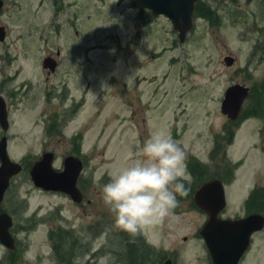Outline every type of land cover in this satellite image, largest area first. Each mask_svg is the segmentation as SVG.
I'll return each mask as SVG.
<instances>
[{
  "label": "rangeland",
  "instance_id": "1",
  "mask_svg": "<svg viewBox=\"0 0 264 264\" xmlns=\"http://www.w3.org/2000/svg\"><path fill=\"white\" fill-rule=\"evenodd\" d=\"M31 2L39 34L45 38L49 33L50 42L40 39L37 55L27 57L19 41L0 44V93L9 94L10 103L7 150L23 166L4 202L23 248L18 264H131L144 258L143 244L154 247L149 253L155 262L170 253L175 264H205L206 246L195 235L204 214L187 195L161 224L133 237L115 230L98 191L111 175L140 158L144 142L158 130L170 134L186 160L195 158L205 167L200 177L188 172L192 190L220 172L224 161L211 154L216 136L226 134L221 128L227 117L220 109L225 89L238 82L254 88V95L264 81V57L253 49L260 40L258 28L264 27V2L231 0L230 23L219 39L191 34L183 43L168 18L150 19L133 0ZM19 24L10 22L13 35ZM57 48L60 65L48 75L42 56ZM15 53L17 59H6ZM225 53L235 57L232 65L223 60ZM253 104L247 98L244 107ZM263 121L250 116L229 124L232 140H220L234 168L226 214H239L245 194L256 184L264 187ZM45 150L55 153L58 168L71 152L85 160L80 184L88 186L94 204L79 207L63 194L34 186L29 170ZM251 246L241 264H264V229ZM96 249L99 255L91 256ZM3 252L0 247V256Z\"/></svg>",
  "mask_w": 264,
  "mask_h": 264
},
{
  "label": "water",
  "instance_id": "2",
  "mask_svg": "<svg viewBox=\"0 0 264 264\" xmlns=\"http://www.w3.org/2000/svg\"><path fill=\"white\" fill-rule=\"evenodd\" d=\"M195 0H134L135 5L149 9L153 15L163 14L168 17L174 29L180 31V37L191 26V13ZM1 4V2H0ZM2 28L0 27V38ZM49 59L45 60L48 65ZM247 95V88L235 84L227 88L221 104V111L230 118H235ZM0 124L4 130L8 128V120L4 101L0 97ZM54 154L45 152L31 167L29 173L34 185L45 190L62 191L69 194L73 200L80 201L81 193L76 185L82 170L81 159L68 155L63 159V169L56 170L52 166ZM22 166L12 161L7 153V140H0V201L9 185L12 176L18 174ZM196 203L210 214L200 234L210 251L213 264H236L248 247L250 234L262 228L264 217L251 214L239 220H219L217 213L225 206L222 184L219 180H211L202 184L195 192ZM12 219L7 213L0 214V241L7 247H14L13 238L9 232ZM225 228V229H224ZM163 264H171L170 260Z\"/></svg>",
  "mask_w": 264,
  "mask_h": 264
},
{
  "label": "clouds",
  "instance_id": "3",
  "mask_svg": "<svg viewBox=\"0 0 264 264\" xmlns=\"http://www.w3.org/2000/svg\"><path fill=\"white\" fill-rule=\"evenodd\" d=\"M185 161L183 148L170 134L154 131L144 142L140 158L111 175L102 187L103 202L116 225L134 237L169 217L178 206L176 194L186 196L190 191L185 182L190 185L192 177Z\"/></svg>",
  "mask_w": 264,
  "mask_h": 264
},
{
  "label": "flooded vegetation",
  "instance_id": "4",
  "mask_svg": "<svg viewBox=\"0 0 264 264\" xmlns=\"http://www.w3.org/2000/svg\"><path fill=\"white\" fill-rule=\"evenodd\" d=\"M260 1L264 2V0H260ZM230 5H231V0H196L195 5H194L193 15H192L193 26H192L191 30L186 34V38L184 41H187L191 34H192V36L197 35V34H202V35H205V37H206V34H211V35L214 34V35H216V39H219L220 31L223 28H225L227 25H229V23H230V16H231V12H232L230 10ZM15 9H18L17 15L15 14ZM234 12H236V11H234ZM2 15H4L5 18L0 19V26L3 28V34L1 35L2 40H0L1 45L7 44V41H8V44L14 43V40L19 41L22 44V50H23L22 54H24L27 57L28 55H32L33 53H34V55H37V52L35 53V50L37 49V47L39 45L38 43H39L40 39L42 40L43 43H46V44H47V42L48 43L50 42L49 33H47V37H45V38H43L44 33L41 36L39 34V27L37 26V12L33 8V4L31 2V0H25V2H23V0H22V3L18 2L17 0H2L1 6H0V16H2ZM15 20H18L20 22V24L18 26V29H17V26H12L13 28L17 29L15 35H13L12 30H10V28H11L10 22L11 21L15 22ZM258 31L260 33V40L253 47V49L256 52L260 51V55L262 57H264V27H259ZM74 32L77 36L78 35L77 31L74 30ZM8 39H10L11 42ZM183 42H180V43H183ZM14 47L16 48L15 45H14ZM60 54H61V51L59 48H57L55 50V53L47 52L43 55L42 61L46 57H50L52 59L53 68H54L52 70L53 72H50V70L48 71V69L43 67L48 75L56 72V70L58 69V67L60 65V61H59ZM229 56H231L229 53H225L223 55V60H225V58L229 57ZM17 57H18V53H15V55L11 58H8L6 56V59H8L9 61L12 62L13 60L17 59ZM35 58L37 59L36 56H35ZM234 62H235V57H234ZM48 75H47V77L45 76L47 79H48ZM11 77L12 76H9L10 79H12ZM28 90L29 89H27L26 91H28ZM260 92L262 93V90ZM10 93L12 95L14 92L10 91ZM0 95L4 98L6 111L8 112L10 103L7 100V98H9V96H8L9 94L0 93ZM48 97H50V93H49ZM50 99H51V97H50ZM224 160H225L224 166H226V168L223 169V174L221 176V180L225 183L226 186L227 185L229 186V184H228L230 182L229 181V171H228L229 163L227 162L226 159H224ZM218 162H221V161L218 160ZM79 184H80V182H79ZM87 189H88V186H85V185L81 186V184H80V191L83 194V201H81L80 203L75 204V205L80 207V206H84V204H86V205L94 204L93 203V197L90 196L89 194H86ZM258 189L262 190L263 188L261 185L256 184L255 186H253L248 191L247 194H245L246 196L244 195L245 196L244 199L241 200V203H242L241 211L239 212V214L233 215V217H232L233 219L244 217L250 213H262L263 212L262 209L264 207V199L262 197L258 196V194H257ZM229 191H228V194H229ZM98 192L100 194H102V188ZM84 210H86V209L84 208ZM4 211H5V208H4V199H3L0 202V213H2ZM96 212L98 215H100L99 210H96ZM224 213L225 212L222 211L218 214V216L224 218V216H227V215H224ZM112 215H113V213H112ZM204 215H205V218L207 219V214L204 213ZM100 220H101V218H100ZM109 220L110 221L113 220V222H114L115 221L114 215L112 217H110ZM100 224H101V222H100ZM95 226H96V224H95ZM97 227H98V225H97ZM100 229H102V226L100 227ZM115 230L119 231L121 229L116 225ZM256 233L257 232L252 233L251 239H250V245L253 244V238L256 235ZM195 235H198V229L195 231ZM197 238H199V237L197 236ZM184 239H186V237H184ZM1 245H0V247L3 246V245L2 246ZM145 245H148V244H143L142 248L144 247L145 250L142 248L140 250L141 253L142 252L145 253V255H141V257H144V258L141 261L131 263V264H162L164 262V260L167 259L166 256H162V257H157L158 260L156 262H155V260H151L150 259L151 254L149 253L150 252L149 246H145ZM20 251H22V250L17 245V243H15V247L13 249L8 250V249L4 248V252L0 256V264H8V263L18 264L20 262V255L22 254V252L20 254ZM245 257H246V255L244 253L241 256V258L239 259L237 264H241L242 260H244ZM205 258H206V260L204 261L205 264H213L212 257H211L208 250H207V253L205 255ZM154 259H156V257ZM253 262L254 261H251V264Z\"/></svg>",
  "mask_w": 264,
  "mask_h": 264
},
{
  "label": "trees",
  "instance_id": "5",
  "mask_svg": "<svg viewBox=\"0 0 264 264\" xmlns=\"http://www.w3.org/2000/svg\"><path fill=\"white\" fill-rule=\"evenodd\" d=\"M253 99L255 100V102H254V104H253V106H252L250 111H252V112H260V111H262L261 98H259L258 100L256 98H253ZM229 140H230V138H229ZM202 172H203V170H201L200 172H195V175L200 177L201 175H203Z\"/></svg>",
  "mask_w": 264,
  "mask_h": 264
}]
</instances>
